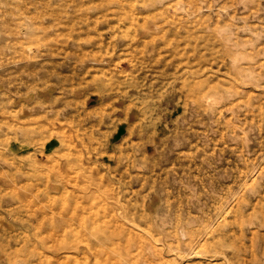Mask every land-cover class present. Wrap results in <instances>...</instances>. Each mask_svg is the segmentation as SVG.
<instances>
[{
	"label": "rangeland",
	"instance_id": "374dc122",
	"mask_svg": "<svg viewBox=\"0 0 264 264\" xmlns=\"http://www.w3.org/2000/svg\"><path fill=\"white\" fill-rule=\"evenodd\" d=\"M263 198L264 0H0V264H263Z\"/></svg>",
	"mask_w": 264,
	"mask_h": 264
},
{
	"label": "bare ground",
	"instance_id": "6f19581e",
	"mask_svg": "<svg viewBox=\"0 0 264 264\" xmlns=\"http://www.w3.org/2000/svg\"><path fill=\"white\" fill-rule=\"evenodd\" d=\"M243 2H244V1H243ZM178 3H179V1H178ZM244 3H245V2H244ZM244 3H243V4H244ZM182 4H183V5L180 4L179 7H178V5H177V11H178L179 13H183V14H188V15H189V11H188L187 7L184 6V4H185L184 1H182ZM188 8H189V7H188ZM177 11H175V12H177ZM178 12H177V13H178ZM179 17H180V16H179ZM19 31H20V30H19ZM26 32H27V31H26ZM225 32H226V29H222V30H221V34H222V33H225ZM25 34H26V33H25ZM26 35H28V34H26ZM20 36H21V35H20ZM254 45H255V44H254ZM25 53H26V52H25ZM22 54H23V53H22ZM25 55H26V54H25ZM34 56H36V55H34ZM235 56H236V55H235ZM26 59H27V58H26ZM27 60H28V59H27ZM233 61H234V59H233ZM103 67H104V66H103ZM109 67H110V66H109ZM216 99H217V98H216ZM212 100H213V99L210 98L207 102H210V101H212ZM219 100H220V99H219ZM221 100H222V98H221ZM205 102H206V101H205ZM213 102H214V101H213ZM220 103H221V102H220ZM220 103H219V104H220ZM215 104H216V103H215ZM211 105H212V104H211ZM213 105H214V104H213ZM213 105H212V107H213ZM216 106H217V105H216ZM208 108H209V107H208ZM204 109H206V107H204ZM197 110H199V109H197ZM208 110H210V109H208ZM211 110H212V109H211ZM211 110H210V112H212ZM200 111H201V110H200ZM205 113H206V112H205ZM247 134H248V133H247ZM247 134H246V135H247ZM97 138H98V137H97ZM59 139H60V144H61V146H60V145H59V146H60V147H66V144H67V143H66V140H65L63 137H60ZM247 141H248V140H247ZM122 144H123V143H122ZM127 144H128V143H127ZM132 144H133V143H132ZM127 146H128V145H127ZM68 147H69V146H68ZM63 149H65V148H63ZM68 150H69V149H68ZM58 151H60V150H58ZM66 151H67V150H66ZM67 152H68V151H67ZM67 152H66V154L68 155ZM5 153H6V152H5ZM53 154H55V153L53 152ZM62 154H64V153H62ZM66 154H65V156H66ZM121 154H122V152H121ZM33 155H34V154H33ZM55 155H56V154H55ZM3 156H5V155H3ZM48 156H49V155H48ZM117 156H118V155H117ZM9 157H10V156H9ZM61 158H62V157H61ZM24 159H25V158H24ZM27 160H28V159H27ZM51 160H52V159H50V161H51ZM132 160H133V159H132ZM54 161H55V159H54ZM242 162H244L243 159H242ZM250 162H251V161H250ZM250 162H249V163H250ZM48 163H49V162H48ZM52 163H53V166H54L55 163H54V162H52ZM85 164H86V163H85ZM117 164H118V163H117ZM27 165H28V164H27ZM127 167H128V166H127ZM127 167H126V168H127ZM248 167H250V166H248ZM25 168H26V167H25ZM51 168H52V167H51ZM237 168H238V167H237ZM27 169H28V168H27ZM27 169H26V170H27ZM127 169H128V168H127ZM250 169H251V168H250ZM58 170H60V169H58ZM125 170H126V169H125ZM261 170H262V169H261ZM20 171H21V173H22L23 170L21 169ZM28 171H30V170H28ZM62 171H64V170H62ZM62 171H59V172H62ZM154 171H155V170H154ZM248 171H250V170H248ZM3 172H4V171H3ZM3 172H2V173H3ZM8 172H9V171H8ZM122 172H123V171H122ZM2 173H1V174H2ZM26 173H27V172H26ZM29 173H30V172H29ZM83 173H85V172H83ZM83 173H82V174H83ZM115 173H116V172H115ZM115 173H114V174H115ZM243 173H244V171H243ZM246 173H248V172H246ZM11 174H12V173H11ZM24 174H25V173H24ZM31 174H32V173H31ZM57 174H58V173H57ZM7 175H8V173H7ZM59 175H60V174H59ZM62 175H63V174H62ZM62 175H61V176H62ZM27 176H28V175H27ZM29 176H31V175H29ZM64 176H65V175H64ZM67 176H69V175L67 174ZM72 177H74V176H72ZM82 177H83V176H82ZM257 177H258V176H257ZM10 178H11V177H10ZM28 178H29V177H28ZM59 178H60V177H59ZM83 178H84V177H83ZM155 178H156V177H155ZM235 178H236V177H235ZM68 179H69V177H68ZM70 179H71V178H70ZM72 179H73V178H72ZM130 179H131V177H130ZM252 179H253V178H252ZM254 179H255V178H254ZM10 180H11V179H10ZM31 180H32V179H31ZM51 180H52V179H51ZM66 180H67V179H66ZM234 180H235V179H234ZM47 181H48V180H47ZM245 181H246V180H245ZM252 181H253V180H252ZM252 181H251V182H252ZM255 181H256V179H255ZM259 181H260V180H259ZM26 182H27V181H26ZM48 182H49V181H48ZM111 182H112V181H111ZM114 182H115V181H114ZM31 183H32V181H31ZM46 183H47V182H46ZM66 183H67V182H66ZM68 183H69V182H68ZM70 183H71V182H70ZM70 183H69V184H70ZM254 183H255V182H254ZM28 184H29V183H28ZM33 184H34V183H33ZM33 184H32V185H33ZM73 184H74V183H73ZM112 184H113V183H112ZM248 184H249V183H248V181H247L246 185H248ZM115 185H116V184H115ZM115 185L113 184L114 187H115ZM118 185H120V184H118ZM12 186H13V185H12ZM24 186L26 187V185H24ZM47 186H48V185H47ZM51 186H52V183H51ZM142 186H143V183H142ZM193 186H194V185H193ZM28 187H29V186H28ZM111 187H112V185H111ZM114 187H113V188H114ZM119 187H120V186H119ZM255 187H256V186H255ZM255 187H254V189H255ZM13 188H15V187L13 186ZM31 188H32V187H31ZM140 188H141V186H140ZM246 188H247V187H246ZM116 190H117V189H115V192H116ZM138 190H139V189H138ZM246 190H247V189H246ZM258 190H259V189H258ZM126 191H128V190H126ZM135 191H136V190H135ZM194 191H195V190H194ZM261 191H262V190H261ZM244 192H245V191H244ZM118 193H119V192H118ZM121 193H122V192H121ZM124 193H126V192H124ZM133 193H134V192H133ZM146 193H147V192H146ZM188 193H189V192H188ZM201 193H202V192H201ZM243 194H244V193H243ZM118 195H119V194H118ZM118 195H117V196H118ZM131 195H132V194H131ZM146 195H147V194H146ZM232 196H233V195H232ZM118 197H119V196H118ZM120 197H121V196H120ZM120 197H119V198H120ZM124 197H125V196H124ZM143 197H145V196H143ZM119 198H118V200H119ZM231 198H232V197H231ZM235 198H236V197H235ZM121 199H122V198H121ZM263 199H264V198H263ZM127 200H128V199H127ZM119 201H122V200H119ZM119 201H118V203H119ZM167 201H168V200H167ZM188 201H189V200H188ZM222 202H223V201H222ZM222 202H221V203H222ZM241 202L243 203V201H241ZM241 202H240V203H241ZM258 202H259V199H258ZM258 202H257V203H258ZM123 203H124V202H123ZM125 203H126V202H125ZM128 203H129V202H127V204H128ZM144 203H145V202H144ZM242 203H241V204H242ZM212 204H213V203H212ZM217 204H218V203H217ZM241 204H240V205H241ZM128 205H129V204H128ZM233 205H234V204H233ZM240 205H239V206H240ZM256 205H257V204H256ZM123 206H124V205H123ZM129 207H130V206H129ZM255 207H256V206H255ZM222 208H223V207H222ZM236 208H237V207H236ZM241 208H242V207H241ZM254 209H255V208H254ZM258 209H259V208H258ZM134 211H135V210H134ZM256 211H258V210H256ZM229 212H230V211H229ZM237 212H238V211H237ZM239 212H240V211H239ZM258 212H259V211H258ZM222 213H223V212H222ZM240 213H241V212H240ZM130 214H131V213H130ZM134 214H135V213H134ZM228 215H229V214H228ZM258 215H259V214H258ZM211 217H212V216H211ZM141 218H142V217H141ZM134 219H135V216H134ZM222 219H223V218H222ZM217 220H218V219H217ZM135 221H136V220H135ZM135 221H134V222H135ZM134 222H132V223L134 224ZM222 222H223V220H222ZM227 222H228V221H227ZM227 222H226V223H227ZM232 222H233V221H232ZM132 223H131V224H132ZM255 223H256V222H255ZM136 224H137V223H136ZM242 224H243V223H242ZM252 224H253V222H252ZM138 225H139V224H138ZM149 225H150V224H149ZM221 225H222V224H221ZM250 225H251V224H250ZM135 226H136V225H135ZM141 226H142V225H141ZM216 226H217V224H216ZM247 226H248V225H247ZM130 227H131V226H130ZM138 227H139V226H137V228H138ZM143 227H144V226H143ZM143 227H142V229H143ZM208 227H209V226H208ZM241 227H242V226H241ZM144 228H145V227H144ZM147 228H149V226H148ZM147 228H146L145 230H147ZM155 229H156V232L154 233ZM130 230H133V228L130 229ZM150 230H151V229H149L148 231L150 232ZM241 230H242V229H241ZM134 231H135V230H134ZM242 231H243V230H242ZM252 231H255V230H252ZM135 232H136V231H135ZM142 232H143V231H142ZM204 232H205V231H204ZM218 232H219V231H218ZM228 232H229V233L233 232V229H232L231 232L228 230ZM234 232H235V231H234ZM255 232H256V231H255ZM255 232H254V233H255ZM136 233H137V232H136ZM241 233H242V232H241ZM139 234H140V230H139ZM151 234H152V238L158 240V238L161 237L160 227H158V226H152V232H151ZM242 234H243V233H242ZM141 235H142V234H141ZM146 235H147V234H146ZM146 235L144 236L145 238H147ZM224 235H225V234H224ZM263 235H264V233H263ZM138 236H140V235H138ZM148 236H149V235H148ZM228 236H229V235H228ZM236 236H237V234H236ZM238 236H239V235H238ZM238 236H237V237H238ZM251 236H252V235H251ZM259 236H260V235H259ZM140 237H141V236H140ZM183 237H184V235H183ZM200 237H201V236H200ZM209 237H210V236H209ZM145 238H144V239H145ZM258 238H259V237H258ZM258 238H257V239H258ZM217 239H218V238H217ZM224 239H226V236H225ZM232 239H233V238H232ZM251 239H252V238H251ZM263 239H264V238H263ZM30 240H31V239H30ZM139 240H142V241H143V238H141V239L139 238ZM230 240H231V239H230ZM234 240H235V239H234ZM258 240H259V239H258ZM260 240H261V239H260ZM36 241H37V240H36ZM40 241H41V240H40ZM131 241H133V240H131ZM154 241H155V240H154ZM184 241H185V240H184ZM188 241H189V240H187V242H188ZM204 241H205V240H204ZM221 241H222V240H221ZM223 241H224V240H223ZM245 241H246V239H245ZM253 241H254V240H253ZM253 241H252V245H253ZM9 242H10V241H8V243H9ZM31 242H32V241H31ZM45 242H46V240H45ZM57 242H58V241H57ZM57 242H56V243H57ZM215 242H217V241H215ZM231 242H232V241H231ZM256 242H257V241H256ZM18 243H19V242H18ZM41 243H42V242H41ZM62 243H64V242H62ZM222 243H223V242H222ZM243 243H244V242H243ZM258 243H259V242H258ZM22 244H23V243H22ZM42 244H43V243H42ZM51 244H53V243H51ZM157 244H159V242H158ZM170 244H171V243H170ZM231 244H232V243H231ZM9 245H10V244H9ZM9 245H8V246H9ZM28 245H29V244H28ZM34 245H35V244H34ZM34 245H33V246H34ZM39 245H40V243H39ZM63 245H64V244H63ZM134 245H135V244H134ZM154 245L156 246V244H154ZM154 245H153V246H154ZM160 245H161V244H160ZM233 245H234V244H233ZM235 245H236V244H235ZM240 245H241V244H240ZM255 245H256V244H255ZM261 245H262V243H261ZM261 245H260V246H261ZM4 246H5V245H4ZM22 246H23V245H22ZM36 246H37V245H36ZM49 246H51V245H49ZM59 246H60V244H59ZM161 246H162V245H161ZM161 246H160V247H161ZM245 246H246V245H245ZM17 247H18V246H17ZM28 247H29V246H28ZM156 247H157V246H156ZM162 247H163V246H162ZM223 247H224V246H223ZM4 248H5V247H4ZM14 248H15V247H14ZM21 248H23V247H21ZM30 248H31V247H30ZM32 248H34V247H32ZM59 248H60V247H59ZM139 248H140V245H139ZM139 248H138V249H139ZM147 248H148V247H147ZM149 248H150V247H149ZM149 248H148V249H149ZM235 248L237 249V247H235ZM252 248H255V247L252 246ZM7 249H8V248H7ZM15 249H16V248H15ZM26 249H27V248H26ZM57 249H58V248H57ZM65 249H66V247H65ZM141 249H142V248H141ZM151 249H152V248H151ZM190 249H191V248H190ZM222 249H223V248H222ZM238 249H239V248H238ZM260 249H261V248H260ZM4 250H5V249H4ZM11 250H12V249H11ZM16 250H18V249H16ZM16 250H15V251H16ZM21 250H22V249H21ZM27 250H28V249H27ZM34 250H36V249L34 248ZM34 250H30V251H34ZM40 250H41V248H40ZM156 250H157V248H156ZM166 250H167V249H166ZM211 250H212V249H211ZM61 251H62V250H61ZM132 251H133V250H132ZM138 251H140V250H138ZM138 251H137V252H138ZM16 252H17V251H16ZM25 252H26V250H25ZM27 252H29V251H27ZM34 252H35V251H34ZM135 252H136V251H135ZM166 252H167V251H166ZM221 252H223V251H221ZM236 252H237V251H236ZM258 252H259V250H258ZM9 253H10V252H9ZM17 253H18V252H17ZM23 253H24V252H23ZM36 253H38V252H36ZM234 253H235V252H234ZM39 254H40V253H39ZM142 254H143V253H142ZM162 254H163V253H162ZM12 255H13V254H12ZM18 255H19V254H18ZM27 255H28V254H27ZM31 255H32V254H30L29 256H31ZM34 255H35V254H34ZM133 255H135V254H133ZM137 255L140 256V255H139V252L137 253ZM8 256H9V255H8ZM14 256H15V255H14ZM29 256H28V258H29ZM36 256H38V254H37ZM39 256H40V255H39ZM155 256H156V255H155ZM159 256H160V255H159ZM165 256H166V255H165ZM255 256H256V255H255ZM26 257H27V256H26ZM33 257H34V256H33ZM180 257H181V256H180ZM138 258H139V257H138ZM138 258H137V259H138ZM189 258H190V257H189ZM189 258H188V259H189ZM251 258H252V257H251ZM12 259H13V258H12ZM31 259H32V257H31ZM135 259H136V256H135ZM137 259H136V260H137ZM228 259H229V258H228ZM230 259H231V258H230ZM230 259H229V260H230ZM261 259H263V257H262ZM261 259H260V261H261ZM29 260H30V259H29ZM164 260H165V259H164ZM18 261H19V260H18ZM25 261H26V260H25ZM137 261H138V260H137ZM137 261H136V263H137ZM244 261H246V260H244ZM257 261H258V260H257ZM139 262H140V260H139ZM142 262H143V261H142ZM229 262H230V261H229ZM255 262H256V261H255ZM19 263H20V262H19ZM28 263H29V261H28ZM33 263H34V262H33ZM136 263H135V264H136ZM239 263H240V262H239ZM244 263H246V262H244ZM137 264H139V263H137ZM263 264H264V263H263Z\"/></svg>",
	"mask_w": 264,
	"mask_h": 264
}]
</instances>
